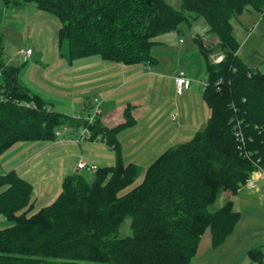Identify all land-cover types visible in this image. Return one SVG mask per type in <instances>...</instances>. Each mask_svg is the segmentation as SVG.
I'll return each mask as SVG.
<instances>
[{
  "label": "trees",
  "instance_id": "obj_1",
  "mask_svg": "<svg viewBox=\"0 0 264 264\" xmlns=\"http://www.w3.org/2000/svg\"><path fill=\"white\" fill-rule=\"evenodd\" d=\"M27 4L58 20V48L69 62L97 56L151 64L156 37L198 17L217 36L223 58L213 63L212 49L200 42L210 117L189 141L161 152L138 183L141 170L133 163L93 170L91 183L75 172L63 178L51 204L33 213L32 184L14 169L0 174V214L13 223L0 230V264H191L207 228L211 245H221L240 219L230 196L253 172L264 171V73L238 58L231 24L247 7L264 17V0H180L178 6L168 0H0V6ZM4 52L0 36V158L18 142H51L65 127L87 125L49 110ZM88 127L107 140L118 129L97 120ZM221 195L226 199L216 208ZM126 216L131 234L119 237ZM249 254L264 264L263 252Z\"/></svg>",
  "mask_w": 264,
  "mask_h": 264
},
{
  "label": "crops",
  "instance_id": "obj_2",
  "mask_svg": "<svg viewBox=\"0 0 264 264\" xmlns=\"http://www.w3.org/2000/svg\"><path fill=\"white\" fill-rule=\"evenodd\" d=\"M199 20L200 17L190 24L181 23L179 29L158 35L152 48L159 50L151 64L127 65L97 56L69 62L58 48L59 23L55 16L33 5L0 6L4 49L16 47L5 56L9 63L17 59L21 83L37 94L49 110L71 117H87L92 112L93 100L98 98L99 125L107 130L118 128L108 140L98 133L77 142L82 128L75 131L65 127L54 141L18 142L6 151L0 158V174L14 169L32 184L33 213L57 198L65 176L90 172L77 169L79 159L97 169L120 161L125 165L133 163L141 170V165L152 162L164 148L189 141L205 127L211 109L203 98L208 73L199 44L215 35L210 33L206 21H201L205 22L203 25ZM22 49H31L26 62L18 52ZM179 70L190 79L189 88L182 91L177 90L174 80ZM256 179L255 189L244 185L230 196L233 209L240 214L233 232L215 248L209 230L207 239L202 243L200 239L195 256L207 250L210 240L214 254L211 253V264H236L238 259L242 264H258L248 253L251 249L243 248L253 228H261L260 236L264 239V174L257 173ZM12 224L0 214V230Z\"/></svg>",
  "mask_w": 264,
  "mask_h": 264
},
{
  "label": "rangeland",
  "instance_id": "obj_3",
  "mask_svg": "<svg viewBox=\"0 0 264 264\" xmlns=\"http://www.w3.org/2000/svg\"><path fill=\"white\" fill-rule=\"evenodd\" d=\"M168 2L174 6H178L180 3V0H168ZM27 5H32V4H27ZM51 15L54 17L53 14ZM202 20L205 21L203 17H200L199 21L201 24L204 25L205 22H201ZM231 24L233 27V34L235 35V38L239 43V47L237 51L238 58L248 67L260 69L263 73L264 72V17L261 14H259L257 11H254L250 7H247L240 16H238L237 18L231 19ZM187 42H190V41L188 40ZM218 42L219 40L217 36L215 35V37L213 36L212 39H209L208 42L204 44V47L207 50L212 49L211 53L209 51V55L213 63H218L223 58V53L218 47ZM15 50H16V47L12 48L8 46V49H5L4 53H8L9 51L13 52ZM156 50H159V49L154 48V47L152 48V54L154 56H156L155 55ZM34 57H36V55ZM8 60H9V57H8ZM16 61L17 59H13L10 61V64L17 65L18 63H16ZM192 87L196 88L195 86H192ZM200 87L202 86L200 85ZM172 146L174 145L171 144L170 146L164 148L163 151ZM150 163L151 161L147 163L146 165H141V168H142L141 170L147 167ZM81 173L83 174V172ZM85 177H86V180L89 183H91L94 180V171L86 172ZM135 183H137V181H135ZM224 199H226V197H223V195H221V197L219 198V200L217 201L215 205L216 208L220 207L223 204L222 202ZM131 221H132L131 217L129 216L124 217V219L121 221L120 226H119V230H118L119 237H126L131 234ZM252 228L253 227H251V229ZM260 232H261V228L260 229L253 228L252 230H250L249 232L250 236L248 235V237L246 238V241H248V244H246L243 248H245L246 250L255 249V250L264 252V242L262 241L264 239L260 236ZM209 233H210L209 228H207L201 236V243L202 241H205L207 239V236ZM251 250H249L248 253ZM200 251L201 249H199V252ZM211 253L212 251L210 248V240H209L207 250L203 252L201 256H194V258L191 261V264H211L210 260L214 259V256H213L214 254L212 253L213 254L212 255ZM236 264H242V260L238 259L236 261Z\"/></svg>",
  "mask_w": 264,
  "mask_h": 264
},
{
  "label": "built area",
  "instance_id": "obj_4",
  "mask_svg": "<svg viewBox=\"0 0 264 264\" xmlns=\"http://www.w3.org/2000/svg\"><path fill=\"white\" fill-rule=\"evenodd\" d=\"M21 54L22 57V61L26 62L30 55H31V49H27V50H20L18 51ZM0 76H1V71H0ZM175 84L177 87L178 91H182L184 89H188L189 85H190V79L187 76L186 72L183 70H179L177 71L175 77ZM101 114V103L99 101L98 98H95L93 100V106H92V112L91 114H89L87 117L84 118V120L87 122V125H84V127H82L81 132H79V136L77 138V142L82 141L85 139V137L90 138L92 135V132L90 130V128L88 127V124L90 125L91 123H93ZM76 119H82L79 116H75ZM76 167L77 169H85L88 171H93L96 170V166L94 164H87L83 159H79L76 162ZM257 173H262L264 174V171H256L253 172L250 177L247 179L245 186L251 188V189H255L256 188V178H257Z\"/></svg>",
  "mask_w": 264,
  "mask_h": 264
}]
</instances>
